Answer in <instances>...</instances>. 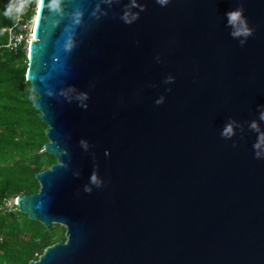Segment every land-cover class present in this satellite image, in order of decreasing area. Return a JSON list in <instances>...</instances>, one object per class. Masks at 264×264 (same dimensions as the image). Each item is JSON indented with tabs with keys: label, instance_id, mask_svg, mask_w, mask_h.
<instances>
[{
	"label": "water",
	"instance_id": "1",
	"mask_svg": "<svg viewBox=\"0 0 264 264\" xmlns=\"http://www.w3.org/2000/svg\"><path fill=\"white\" fill-rule=\"evenodd\" d=\"M26 58L28 264H264V0H37Z\"/></svg>",
	"mask_w": 264,
	"mask_h": 264
},
{
	"label": "trees",
	"instance_id": "2",
	"mask_svg": "<svg viewBox=\"0 0 264 264\" xmlns=\"http://www.w3.org/2000/svg\"><path fill=\"white\" fill-rule=\"evenodd\" d=\"M8 7L9 0H0V201L36 194V174L56 163L43 151L47 125L33 107L34 94L25 80L27 54L3 47L13 24ZM0 238V264H28L47 247L66 240L64 227L53 224L48 230L18 211L0 213Z\"/></svg>",
	"mask_w": 264,
	"mask_h": 264
},
{
	"label": "built area",
	"instance_id": "3",
	"mask_svg": "<svg viewBox=\"0 0 264 264\" xmlns=\"http://www.w3.org/2000/svg\"><path fill=\"white\" fill-rule=\"evenodd\" d=\"M13 0H9V5ZM37 0H30L23 8L22 12L13 11V24L6 30V40L3 47L9 51L21 49L27 54L28 45L33 39V29L35 20ZM17 197H3L0 201V213L12 214L17 211ZM1 240V238H0Z\"/></svg>",
	"mask_w": 264,
	"mask_h": 264
},
{
	"label": "clouds",
	"instance_id": "4",
	"mask_svg": "<svg viewBox=\"0 0 264 264\" xmlns=\"http://www.w3.org/2000/svg\"><path fill=\"white\" fill-rule=\"evenodd\" d=\"M30 0H13V3L9 5L8 7V12L6 13L7 14H10L12 13L13 11H15L16 13H20L22 12L23 8L27 5V3H29ZM58 0H53V3H57ZM159 3L161 4H164L166 2V0H158ZM229 19H230V22L235 20L236 17L233 13H229ZM247 34V33H245ZM157 103L159 104L160 101H157ZM264 118V117H262ZM231 129H228V131H230ZM92 182L95 183L96 182V177L95 175H93L92 177ZM86 191L90 192L91 190L90 189H85Z\"/></svg>",
	"mask_w": 264,
	"mask_h": 264
},
{
	"label": "rangeland",
	"instance_id": "5",
	"mask_svg": "<svg viewBox=\"0 0 264 264\" xmlns=\"http://www.w3.org/2000/svg\"><path fill=\"white\" fill-rule=\"evenodd\" d=\"M61 226V225H60ZM61 227H63V226H61Z\"/></svg>",
	"mask_w": 264,
	"mask_h": 264
}]
</instances>
